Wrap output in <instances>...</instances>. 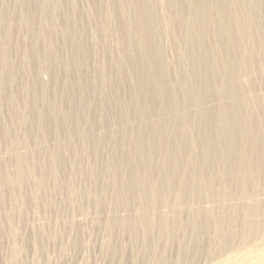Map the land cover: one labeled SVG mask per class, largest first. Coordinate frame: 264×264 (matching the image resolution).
Wrapping results in <instances>:
<instances>
[{
	"label": "rangeland",
	"instance_id": "1",
	"mask_svg": "<svg viewBox=\"0 0 264 264\" xmlns=\"http://www.w3.org/2000/svg\"><path fill=\"white\" fill-rule=\"evenodd\" d=\"M0 264H264V0H0Z\"/></svg>",
	"mask_w": 264,
	"mask_h": 264
}]
</instances>
